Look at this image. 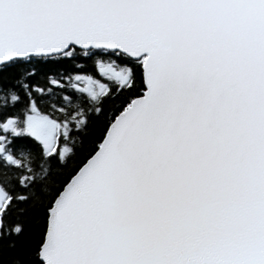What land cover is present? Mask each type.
<instances>
[{"label":"snow or ice","instance_id":"obj_1","mask_svg":"<svg viewBox=\"0 0 264 264\" xmlns=\"http://www.w3.org/2000/svg\"><path fill=\"white\" fill-rule=\"evenodd\" d=\"M0 264H264V0H0Z\"/></svg>","mask_w":264,"mask_h":264}]
</instances>
